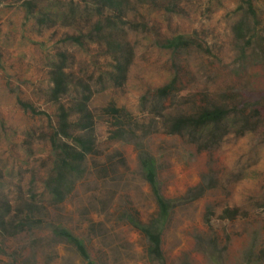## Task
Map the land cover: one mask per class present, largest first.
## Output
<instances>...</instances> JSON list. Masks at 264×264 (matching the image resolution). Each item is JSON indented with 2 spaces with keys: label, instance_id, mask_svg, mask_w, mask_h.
Returning <instances> with one entry per match:
<instances>
[{
  "label": "rangeland",
  "instance_id": "1",
  "mask_svg": "<svg viewBox=\"0 0 264 264\" xmlns=\"http://www.w3.org/2000/svg\"><path fill=\"white\" fill-rule=\"evenodd\" d=\"M23 1L0 0V211L9 206L8 222L27 215L25 204L33 203L29 215L37 222L14 236L0 230V264H86L53 235L58 226L84 242L95 264H264V0L252 1L256 38L248 44L232 32L244 0H128L120 19L109 11L85 14L91 5L80 0H33L34 12L27 14ZM71 5L77 7L73 18H56ZM43 13L48 20L39 23ZM106 17L118 22L110 40L119 49L100 39L110 30H94ZM79 35L81 43L67 39ZM178 35L192 42L175 51L161 47ZM61 54L70 86L53 102L49 72ZM125 56L116 83L108 75ZM172 80V92L158 101L156 91ZM78 84L91 92L94 153L66 199L50 204L43 186L52 168L50 137L58 106L74 104ZM212 104L249 116L258 110L259 117L249 120V129L235 123L206 146L166 132V119ZM110 106L119 115L106 112ZM119 128L121 139H111ZM137 144L154 157L166 198L205 189L171 213L162 233L163 262L148 258L145 239L123 218L128 213L146 222L156 209Z\"/></svg>",
  "mask_w": 264,
  "mask_h": 264
},
{
  "label": "trees",
  "instance_id": "2",
  "mask_svg": "<svg viewBox=\"0 0 264 264\" xmlns=\"http://www.w3.org/2000/svg\"><path fill=\"white\" fill-rule=\"evenodd\" d=\"M86 6L85 14H95L102 16L104 11L115 13L117 18H121L123 10L128 0H80ZM253 0H244L245 8L243 7V13L241 18L232 26V32L237 40H244V43H252L256 38L254 26L250 24V21L254 25L256 23V12L252 4ZM23 7L26 9L27 14L34 12L33 0H24ZM67 12L58 11L56 18L59 20H68L70 17H74L77 14V7L69 6ZM242 9L241 6L238 10ZM39 23H45L48 20L47 13L40 14L37 17ZM104 28L108 29L109 33L106 37L100 36V39H105L108 43V47L111 50L120 48L118 42L110 40L112 36V30L118 29V22L113 17H106L104 20H98L95 25V32L100 33ZM82 35L76 37H68L67 39L75 43H81ZM192 41L186 39L182 35H178L172 38L166 39L161 45L164 49L178 50L179 48L187 47ZM65 56L60 55V61L52 63L49 72L50 83L52 84L48 96L53 102H58L69 90L70 80L68 75L64 71ZM127 63L126 56L122 58V62L118 61L112 74H109V79L116 83L123 78V72ZM175 80H172L169 84L159 88L156 91L158 101H162L173 90ZM78 88V89H77ZM77 90V96L75 97L74 104L65 108L63 105L58 106L56 127L52 136L50 137V144L52 147V168L43 182L44 191L49 197L50 204H58L66 199V197L72 192L75 182L82 178L87 170L86 159L88 155L94 153L95 142L92 135L93 116L88 109L87 102L90 98L91 92L87 85L78 84L75 86ZM20 106L26 110L31 111L34 114H44L43 112H37L35 109L23 102H19ZM106 112L114 115H119L120 110L115 107H108ZM233 113L230 117V113ZM76 115L77 120L75 122L70 121V116ZM259 117L258 110H253L252 114L246 115L244 109H232L229 110L222 105H208L198 108L191 114H179L174 117H170L165 121V128L168 134L187 136L191 143H197L203 141L205 146L218 142L221 137L227 132V128L233 127L240 123L239 128H250V119ZM78 133L74 134L73 132ZM132 131V130H131ZM121 128L117 129L111 139H121L123 134ZM137 160L140 168L142 178L147 183L152 198L155 204L154 214L146 221H142L140 218L133 214H125L127 224L133 229L139 232V234L145 239V253L153 261L163 262L162 252V233L163 230L173 212L174 208L182 201L196 200L202 196L205 189L201 186L189 190L185 196L170 199L166 198L160 189L157 165L154 157L141 145H136ZM110 165L105 169H99V171L108 170ZM196 190L193 194L192 191ZM31 199L34 196H30ZM25 209L28 211L24 217L11 219L10 221L4 220V215L8 212L9 206L5 205L3 211H0V230L7 236H14L18 233H22L31 229L34 219H32L30 212L35 210L33 203H26ZM53 235L71 244L80 257L86 262V264H95L91 260L87 248L84 242L72 234L65 228L54 227Z\"/></svg>",
  "mask_w": 264,
  "mask_h": 264
}]
</instances>
